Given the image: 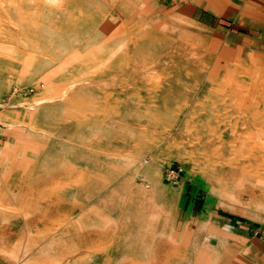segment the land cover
Returning <instances> with one entry per match:
<instances>
[{"label":"rangeland","instance_id":"obj_1","mask_svg":"<svg viewBox=\"0 0 264 264\" xmlns=\"http://www.w3.org/2000/svg\"><path fill=\"white\" fill-rule=\"evenodd\" d=\"M102 2L123 11L109 16L116 20L110 29L101 26L97 0L63 8L16 0L0 7V28L11 16L22 29L15 40L2 39L7 49L0 52V122L7 129L0 148L14 143L10 162L0 165V208L9 206L15 224H0V237L10 249L18 245L28 213L32 243L56 239L72 264H136L146 261V253H135L140 245L160 250L159 264H264L258 139L264 132V0H158L171 5L168 16L183 10L178 23L196 44L197 56H175L179 65L144 45L150 0ZM189 6L196 10L185 11ZM67 9L76 11L69 26ZM130 10L141 38L112 55L105 45L130 29L122 20ZM50 24L57 25L55 40L40 38L43 49L26 50L24 28L38 38ZM63 44V68L51 64L58 90L47 94L45 74L33 67L55 62ZM75 80L82 82L71 96L37 107L34 128L27 118L8 127L12 120L1 104L13 88L22 93L18 100L35 102ZM26 125L28 139L14 136ZM210 141L216 147L206 154L203 144ZM211 155L216 163L202 161ZM144 158L148 164L133 163ZM230 164L242 177L220 172ZM168 167L182 169L179 184L165 180Z\"/></svg>","mask_w":264,"mask_h":264},{"label":"bare ground","instance_id":"obj_2","mask_svg":"<svg viewBox=\"0 0 264 264\" xmlns=\"http://www.w3.org/2000/svg\"><path fill=\"white\" fill-rule=\"evenodd\" d=\"M14 1L16 2V0H14ZM28 1L31 3H38L39 2V0H28ZM82 1H84V0H42V2L50 8L51 7L54 8L57 6L58 7L60 6V8H63L64 5H66V4L67 5L71 4L73 7L74 5H79L78 3L81 4ZM93 1H95V0H93ZM97 1H100V3H98V5H94L95 3H92V4L94 6V9H95V7H99L101 9L100 12L102 13V16L105 17V19L103 20V24L101 26L103 28L108 27V29L112 28L114 26V23L116 20L109 19V16L114 15L116 13L119 14L120 12L122 13L123 11L119 7V5H116V4H111V5L107 4L108 8L106 9L105 3L102 2L103 0H97ZM189 1H191L192 3H200V0H189ZM7 2L10 5H12V4L16 5V3L13 2V0H0V5H1L0 7L2 9H4L5 3H7ZM170 6L171 5L169 4L165 7H162L159 4L158 0H150L149 10H148L150 12L148 15L149 17L147 18L146 22L143 21L145 31L147 34V41L144 45L146 46L147 50H150L153 53H163V54L165 53L164 55L166 57L171 58V59L173 58V64L179 65V63L176 60L177 58H175V56L176 55H182V56L185 55V56H189V57L191 56L192 58H193V56H197V52L195 49L196 44L193 40H192L193 42L189 41V38L191 39V35H190L191 32L188 29H185L184 25H181L178 23L179 19H180L179 17H181L184 14L183 10H180L175 15L168 16V13L170 12ZM79 7L82 8L81 6H79ZM182 9H183V7H182ZM67 10H68L66 12L67 15H69L68 14L69 11L73 13V15H70V17L67 16L68 21H69L68 22V26H69L72 24V20L75 18L76 11L73 9H71V10L67 9ZM97 10H98V8H97ZM195 10H196L195 6H191V7L189 6L186 8L185 11H188V12L193 11L194 12ZM8 11H10V10H8ZM22 13H23V11H22ZM133 13H134L133 10H130V13L126 12V17H128V19L125 16L122 17L124 24L129 25L130 29L128 31H126L122 36L120 35V37H116V38L112 39L111 41L114 40L112 43H107V45H105L106 50L108 52H110V54L116 55V54H118V52H123L125 50H128V48H130L131 42H135V40L141 38V35H142L141 32H139V33L134 32V29H135L134 23L136 21L133 22L134 19L131 20L133 17ZM0 15H2V14H0ZM48 17L51 18V15L49 14ZM67 17H66V19H67ZM69 18H70V20H69ZM1 20H2V18L0 19V21ZM8 20L10 22H9V25L7 26V28H0V52H2V51L4 52L7 49L5 46V43H2L3 38L5 41L8 38L15 40L16 36L20 35L22 32L21 31L22 29L21 30L19 29V24L17 22H15L11 16L8 17ZM192 24H193V22H192ZM194 26L196 28L198 27L197 24H195ZM160 28H162V29H160ZM59 29L62 31L63 34H65L66 28H59ZM24 30H25L23 32V34L25 36L23 38L24 42H25V43H23L25 45L24 48L26 50L27 49L38 50V49H43L42 43H39L40 38H43L44 44H46L48 42L47 40L49 38L50 39L53 38L52 39L53 41L55 40V32L57 31V25L56 24H50L49 26L46 25L45 27H43L42 30L39 31V32H41V34L38 33L39 34L38 38L36 37L37 36L36 30H34V29H32V30L27 29L26 30L25 28H24ZM115 30L119 31L118 27H116ZM159 31L162 33L161 36L158 35ZM185 35H187V36L185 37ZM34 36H35V38H34ZM28 37L30 40L36 39L35 40L36 43L30 42L29 40H27ZM29 42H30V45H28ZM33 44H35V45H33ZM141 44H143V42ZM47 47H48L47 45L44 46V48H47ZM69 48L71 49V48H73V46L69 45ZM74 48H75V46H74ZM67 49H68V47L66 44H63V46L61 45V47L58 50H56L57 54H56L55 62L53 60H51V61L45 60L43 62H39L36 65V67H33V73L34 74H40L41 76H42V74H45L44 76H42V83H44V84H41V86L45 87L44 90H45V92H47V94L52 90H58L57 88H54V87H57L58 85H56V82H54V79L52 78V74H54V73L56 74V71H54V70H57L56 69L57 67H55V69H54V67H51L52 66L51 64H53V66L58 65V69L63 68L62 63H60V61H59V58L61 59V57H62L61 53H64V51H66ZM10 51L14 53L15 49L10 48ZM99 59H101V58L98 57L97 62H95L94 65L96 63L99 64ZM90 63H91V61H90ZM90 63H88L87 65H89ZM81 82L82 81H77V80L72 81V82L66 84L65 86H63V88L61 90L57 91L58 92L57 95L56 94L51 95V96L47 95L44 98H41L35 102H29L28 100H23V99L18 100L20 95L22 96V93L21 94L19 93V95H18V89L13 88L14 91H12V94H10L11 96H9L8 100H6L4 102V104H1L2 107L4 108L5 112H6V116L12 120L8 123V127L12 128V129L16 128V125H18V122L15 120L16 118L17 119L27 118L33 122V125H31L30 127L34 128V122H35V119H37L36 115L38 114V110H37L38 106L42 105L44 102H47V101L55 102L59 99H64L68 96H71L73 93H75L77 91V89H78L77 86ZM50 86L52 87V89L50 88ZM31 89H33V88H31ZM31 89H30V91H31ZM11 104H17L18 109H22L20 115H18V113L20 111H18V110L11 111L10 110V106H12ZM1 130H2V128L0 129V131ZM14 136H16V137L19 136L22 139H28L30 137V133L28 132V125L24 126L22 132L19 135L16 134ZM258 139L260 140V194L261 193L264 194V132H262L261 130H260V135L258 136ZM203 147L205 148L204 150L206 151V154H208V152H210L211 150H214L213 147H216V145H214L212 143V141H210L208 143H204ZM13 148H14V143L11 140L6 141L4 148H2V147L0 148V165L2 163H5V162H10L11 154L13 152ZM202 161L203 162H211L212 161L214 163L217 162L214 160L212 155H211V157H209V159H206V160L203 159ZM133 163L135 165H138L139 163L141 165H145V164L149 163V160L147 158H144L143 160L134 159ZM236 169L239 170L240 168H238V167L236 168L234 166V164H232V165L230 164L227 167H226V165L224 167L222 165L220 172L224 176L236 177L238 174H240V176L238 175L239 178L242 177V174H241L242 170L240 169L239 170L240 173H237ZM9 194H10V201L11 202L17 200V191L10 190ZM8 207L9 206L3 205L0 208V220H1L0 224H5L6 226L7 225L13 226L15 224H13V221H11V219L8 217V214L6 213V209H8ZM36 214H34V215H36ZM22 217H23L22 222L25 223L24 224L25 228L23 230L24 234H22L21 240H18V241H20V243L18 245L14 246V248L10 249V247L8 245L7 237H0V240H1L0 264H72L71 262H69L65 259L66 255L64 254L65 255L64 256L60 252L61 249L58 246L56 239H52V240L48 241L46 244L44 242L42 244H39V245H37L36 243H32L31 238L35 234L33 227H31V225L33 224L31 222H33V220H31V216L28 213L23 214ZM44 219H45V217H44ZM36 234L38 235V233H36ZM74 246H76V245H74ZM64 248H66V247H64ZM67 249H68V247H67ZM72 249H73V247H72ZM68 250H70V249H68ZM81 250H82V248H81ZM135 251H136L135 253L137 254L138 257H140L144 253H146V255H147L145 257L146 261H143V262L139 261L136 264H159L158 262L160 260V258H159V251L160 250H156V248H153V247L148 248V247H145V246L143 247L140 245L135 249ZM67 252H69V251H67ZM80 261H81V259H80Z\"/></svg>","mask_w":264,"mask_h":264},{"label":"built area","instance_id":"obj_3","mask_svg":"<svg viewBox=\"0 0 264 264\" xmlns=\"http://www.w3.org/2000/svg\"><path fill=\"white\" fill-rule=\"evenodd\" d=\"M33 91L34 90L31 89L30 92H33ZM2 127H3V125L0 122V129ZM181 173H182V169L181 168L168 167V168H165L164 177H165V180L168 183H170L172 185H177V184H179Z\"/></svg>","mask_w":264,"mask_h":264},{"label":"crops","instance_id":"obj_4","mask_svg":"<svg viewBox=\"0 0 264 264\" xmlns=\"http://www.w3.org/2000/svg\"><path fill=\"white\" fill-rule=\"evenodd\" d=\"M6 128V127H5ZM2 129L1 131H0V137L2 136V137H4L6 134H7V129ZM6 133V134H5Z\"/></svg>","mask_w":264,"mask_h":264}]
</instances>
